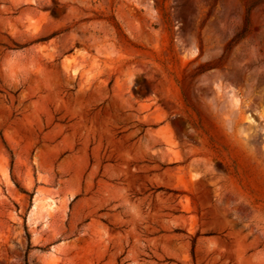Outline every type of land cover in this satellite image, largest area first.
<instances>
[{"label": "rangeland", "instance_id": "1", "mask_svg": "<svg viewBox=\"0 0 264 264\" xmlns=\"http://www.w3.org/2000/svg\"><path fill=\"white\" fill-rule=\"evenodd\" d=\"M0 264H264V0H0Z\"/></svg>", "mask_w": 264, "mask_h": 264}, {"label": "bare ground", "instance_id": "2", "mask_svg": "<svg viewBox=\"0 0 264 264\" xmlns=\"http://www.w3.org/2000/svg\"><path fill=\"white\" fill-rule=\"evenodd\" d=\"M227 96H229V98H230V95H227ZM218 97H220V94L218 95ZM231 99V98H230ZM248 117V116H247ZM165 140H167V142L168 143H170V144H172V140L169 138V135H168V137L166 136V139ZM176 153V157H177V159H178V157H179V155L177 154V152H175Z\"/></svg>", "mask_w": 264, "mask_h": 264}]
</instances>
